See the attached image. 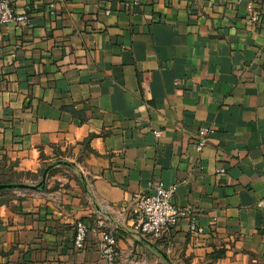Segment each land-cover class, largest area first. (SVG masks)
I'll return each mask as SVG.
<instances>
[{
  "label": "crops",
  "instance_id": "0c3cea01",
  "mask_svg": "<svg viewBox=\"0 0 264 264\" xmlns=\"http://www.w3.org/2000/svg\"><path fill=\"white\" fill-rule=\"evenodd\" d=\"M12 8L30 23L0 29V163L66 164L1 191L0 264H106L92 234L73 249L75 223L115 222L155 182L189 216L153 240L119 225L117 264H264V0Z\"/></svg>",
  "mask_w": 264,
  "mask_h": 264
},
{
  "label": "built area",
  "instance_id": "2783aa9c",
  "mask_svg": "<svg viewBox=\"0 0 264 264\" xmlns=\"http://www.w3.org/2000/svg\"><path fill=\"white\" fill-rule=\"evenodd\" d=\"M13 0H0V29L9 25L26 26L30 23L29 17L24 13H17L12 8ZM138 5V1L126 3L125 6ZM109 14V12H106ZM251 20H257V14L253 13ZM159 136L160 132H154ZM209 129L202 128L196 133L193 144L195 152L199 153L207 144ZM217 173L223 175L224 169H218ZM176 187H165L161 182L151 183L149 192L135 194L127 206L119 209V218L113 222L110 219V212L105 209L101 218L93 227H89L82 221L74 225L72 247L75 251L85 248L87 237L92 234L94 247L100 258L106 264H117L120 260V253L117 249L116 230L119 225L131 222L133 229L144 239H159L167 230L178 224L181 219L189 216V211L178 207L174 202ZM189 230L199 234L202 229L197 227L193 221L189 223ZM123 264H138L133 259ZM141 264V263H139Z\"/></svg>",
  "mask_w": 264,
  "mask_h": 264
},
{
  "label": "trees",
  "instance_id": "16d2710c",
  "mask_svg": "<svg viewBox=\"0 0 264 264\" xmlns=\"http://www.w3.org/2000/svg\"><path fill=\"white\" fill-rule=\"evenodd\" d=\"M14 165L10 164L8 167L5 163H0V185L2 184H19V183H28L36 182L37 177H41L42 172L45 170V167L41 169L38 176L34 177L29 174L18 173L14 171ZM4 192H0L3 194Z\"/></svg>",
  "mask_w": 264,
  "mask_h": 264
},
{
  "label": "water",
  "instance_id": "95a60500",
  "mask_svg": "<svg viewBox=\"0 0 264 264\" xmlns=\"http://www.w3.org/2000/svg\"><path fill=\"white\" fill-rule=\"evenodd\" d=\"M66 163L63 162H57L53 165L48 166L41 175L40 181L34 185H29L25 183H19V184H2L0 185V192L1 191H9V190H29V191H38L44 188L45 180L47 173L55 166L58 165H65Z\"/></svg>",
  "mask_w": 264,
  "mask_h": 264
},
{
  "label": "rangeland",
  "instance_id": "374dc122",
  "mask_svg": "<svg viewBox=\"0 0 264 264\" xmlns=\"http://www.w3.org/2000/svg\"><path fill=\"white\" fill-rule=\"evenodd\" d=\"M25 184H28V183H25Z\"/></svg>",
  "mask_w": 264,
  "mask_h": 264
}]
</instances>
